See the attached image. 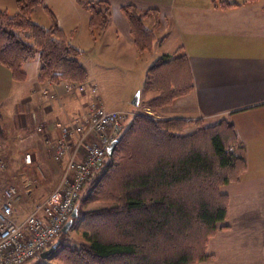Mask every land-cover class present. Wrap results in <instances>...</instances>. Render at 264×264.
I'll use <instances>...</instances> for the list:
<instances>
[{
    "label": "crops",
    "instance_id": "1",
    "mask_svg": "<svg viewBox=\"0 0 264 264\" xmlns=\"http://www.w3.org/2000/svg\"><path fill=\"white\" fill-rule=\"evenodd\" d=\"M59 1L69 4L73 11L66 24L57 14L58 2L56 7L43 6L52 10L67 41L80 51L86 80L39 81L38 58L22 65L23 80H13L9 69L0 64V152L8 165L6 172L8 157H17V168L26 169L28 174L22 172L34 183L29 193H22L19 209L24 202L27 206L23 212L32 207L30 196L39 185L36 169L42 176L40 183L45 185L53 186L60 177L61 166L52 157L54 141L60 134L58 125L76 122L91 101L89 86L100 81L89 57L99 62L116 58V64L127 67L140 62V57L154 48L161 57L181 48L193 89L164 106L162 116L203 124H215L220 119L231 122L241 145L238 151L246 163L238 182L220 187L228 199L226 218L207 242L208 257L197 264H264V0H102L109 3L111 18L104 30L95 29L93 34L86 9L88 15L80 20L78 9L84 8L76 0ZM125 5L158 13L156 40L150 50L139 52L135 47L121 11ZM0 9L14 13V0H0ZM143 21L152 28L155 17L148 15ZM49 24L48 16L39 23L43 27ZM154 62L139 65V69L147 71ZM25 153L32 156L31 166L23 161ZM14 176L6 173V183H21L23 177L19 180Z\"/></svg>",
    "mask_w": 264,
    "mask_h": 264
},
{
    "label": "trees",
    "instance_id": "2",
    "mask_svg": "<svg viewBox=\"0 0 264 264\" xmlns=\"http://www.w3.org/2000/svg\"><path fill=\"white\" fill-rule=\"evenodd\" d=\"M76 2L89 12L92 34L107 27L108 2ZM14 4L12 14L0 9V64L9 69L11 78L23 80L22 65L38 58L39 81L83 83L87 71L79 61L81 53L67 41L52 10L43 6V0H14ZM38 6L49 18L47 27L31 20ZM121 11L137 50H150L156 40L158 13L142 12L133 5ZM148 15L155 17L152 28L143 21ZM142 88L157 92L145 103L152 109L192 91L184 51L179 48L157 59L147 69ZM188 124L192 123L136 116L126 134L117 138L112 155H106L84 185L91 183L90 199L112 204L89 212L79 210L71 226L81 229L84 242L78 247L59 245L46 258L57 260L56 264H195L207 258V242L227 214V196L218 188L238 182L246 163L231 122L220 119L184 133ZM144 135L149 146L136 150Z\"/></svg>",
    "mask_w": 264,
    "mask_h": 264
},
{
    "label": "built area",
    "instance_id": "3",
    "mask_svg": "<svg viewBox=\"0 0 264 264\" xmlns=\"http://www.w3.org/2000/svg\"><path fill=\"white\" fill-rule=\"evenodd\" d=\"M125 117L120 109H107L99 97L91 101L75 123L58 125L52 157L61 166L56 186L20 219L22 193H29L31 178L23 174L20 187L0 183V264H27L38 259L61 235L71 219L84 185L98 171L107 155V148L116 140ZM41 132L42 128L37 127ZM23 161L32 164L25 153ZM0 152V174L7 170Z\"/></svg>",
    "mask_w": 264,
    "mask_h": 264
},
{
    "label": "rangeland",
    "instance_id": "4",
    "mask_svg": "<svg viewBox=\"0 0 264 264\" xmlns=\"http://www.w3.org/2000/svg\"><path fill=\"white\" fill-rule=\"evenodd\" d=\"M57 2L59 3V6L61 8L60 9L59 7H57V14L60 17L61 22L63 24H66V22H69V20H71V15L73 13V11L71 10V6L59 0H43V4H46L50 8L51 6L56 7ZM78 11H80V14L82 15L81 17H79V19L84 20L85 17L88 15L87 11L85 9H82V10L78 9ZM9 12L11 13L12 11H9ZM45 17H47V15L44 12L42 6L36 7L31 14V20L37 23L38 25L39 23L42 22V19ZM148 21L149 19H147V22ZM158 56L161 57L162 55L160 51L158 50V48H154V50L151 53L145 54V56L140 57L142 61L140 60V62H138L137 64L135 63L134 66H127V67H123L121 64H118V63L116 64L115 62L117 61L116 58H113L115 61L106 60L105 62H102V61L99 62L93 59L92 56L89 57V60H88L90 61L89 65L91 66V68H93V71L95 72V74L100 78V81L97 82L96 84L97 86H93V85L89 86L91 95H94V97H99V98L101 97V100L105 103L104 105L106 106H113V105L124 106V107H121L120 109L124 111L125 113V117L122 123V129L120 130V133H118V137L120 138L126 134L130 125L133 123L134 118L139 115L144 116L146 118L153 119V120L162 121V120H167V119H175V120L179 119V120L191 122L192 124H188L187 127H185V129L183 130L184 133L192 132L196 130L198 126L212 125L210 123L203 124L201 122H200L201 124L199 123L195 124L196 120H184L180 117L164 118L162 116V114L166 111V108L164 106L160 108L152 109L145 105V103L148 100H150L155 95H157L156 94L157 92L153 90H143L142 85L145 80L146 71H144L143 69H139V65L143 67L147 63L151 64L152 62H154L155 58H158ZM137 92L139 93V103L138 105H133L131 104V101L133 100ZM147 138L149 137L145 135L142 137H139L140 141L143 143L140 142L141 145H137L136 150L138 147L142 149V148H145V146L147 145L149 146V143H148L149 141L146 140ZM141 139L144 141H142ZM140 143L139 141L137 142V144H140ZM171 149H174V148H171ZM8 160H9L8 161L9 169L7 172L5 171L6 173H11L12 176L15 175L14 178L15 179L19 178V180L23 176L22 175L24 174L23 172L28 174V171L26 169L24 170L22 168L21 169L17 168V164H18L16 162V160H18L17 157H14V158L8 157ZM5 172L0 174V183H6V173ZM35 175L39 179L38 181L39 185L37 186L36 190L34 189L35 191L33 190V194L30 196V199L33 201L38 200V198L44 194H45L44 196H46L50 192L49 190L53 189L57 184L55 183L53 186L51 185L48 186V185H45V183H40V181H42V176H41L40 171H38V169L35 170ZM99 175H102V174L99 173ZM99 178L97 180H99ZM13 182L14 183H9V184H15L20 187V183H16L17 180H14ZM35 182H37V180ZM93 184L95 186L98 183H93ZM226 184H230V183H226ZM90 185L91 183L87 184L80 193V196L77 202V215H78L79 210L84 211V212L85 211L89 212V211L96 210L98 208L108 207L109 205L112 204V202L108 200L90 199L89 197ZM108 186H112V189H113L115 187V183H112V184L108 183ZM220 187L218 188V191L221 194H223L220 191ZM187 191H188L187 188L183 190V192H187ZM181 192H182V189H181ZM227 203H228V199H227ZM26 206H27V203L24 202L22 208L18 210L19 212L17 215L18 220H20L26 214L25 212H23L24 209H26ZM56 242L58 243L56 248L59 245L78 247L80 244L84 242V238L82 237L80 228L71 226L70 229L66 233H62L58 237ZM198 262H196L195 264H197ZM28 263L29 264H32V263L33 264H56L58 263V261L55 259H48V258L42 259L41 257H39L38 259H32V261H29Z\"/></svg>",
    "mask_w": 264,
    "mask_h": 264
},
{
    "label": "water",
    "instance_id": "5",
    "mask_svg": "<svg viewBox=\"0 0 264 264\" xmlns=\"http://www.w3.org/2000/svg\"><path fill=\"white\" fill-rule=\"evenodd\" d=\"M131 103L133 104V105H138V103H139V93L137 92L136 94H135V96H134V98H133V100L131 101ZM117 142H118V140H114V141H112V143L108 146V148H107V154L108 155H112V153H113V151H114V148L116 147V144H117ZM77 216V207H75L74 208V210H73V212H72V217H71V219L70 220H68L67 221V223L64 225V227H63V230H62V232L63 233H66L69 229H70V227H71V225H72V219L73 218H75ZM57 242H55V243H53L48 249H46L45 251H43L42 253H41V258L42 259H45L52 251H54V249L56 248V246H57Z\"/></svg>",
    "mask_w": 264,
    "mask_h": 264
}]
</instances>
